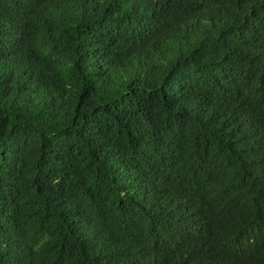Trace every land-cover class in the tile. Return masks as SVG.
<instances>
[{
	"label": "trees",
	"instance_id": "trees-1",
	"mask_svg": "<svg viewBox=\"0 0 264 264\" xmlns=\"http://www.w3.org/2000/svg\"><path fill=\"white\" fill-rule=\"evenodd\" d=\"M0 264H264V0H0Z\"/></svg>",
	"mask_w": 264,
	"mask_h": 264
}]
</instances>
